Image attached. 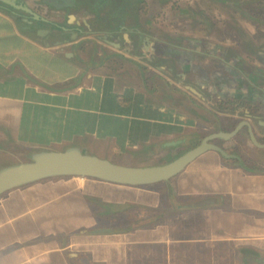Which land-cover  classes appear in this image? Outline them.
Returning <instances> with one entry per match:
<instances>
[{
    "label": "crops",
    "instance_id": "obj_1",
    "mask_svg": "<svg viewBox=\"0 0 264 264\" xmlns=\"http://www.w3.org/2000/svg\"><path fill=\"white\" fill-rule=\"evenodd\" d=\"M89 1L0 0V159L12 157L0 170L27 163L29 149L75 148L128 166L143 144L155 157L170 150L166 166L213 135L235 134L207 140L220 150L155 188L133 187L143 202L118 191L107 202L122 204L116 213L75 215L68 227L67 198L77 194L88 209L81 187L6 192L0 264H129L135 254L143 264L157 255L216 264L220 254L264 264V47L241 52L214 26H129L126 12L114 26L104 17L115 2L99 12L101 0ZM163 47L175 54L162 56ZM137 206L151 214L130 221ZM89 217L118 227L90 235Z\"/></svg>",
    "mask_w": 264,
    "mask_h": 264
},
{
    "label": "rangeland",
    "instance_id": "obj_2",
    "mask_svg": "<svg viewBox=\"0 0 264 264\" xmlns=\"http://www.w3.org/2000/svg\"><path fill=\"white\" fill-rule=\"evenodd\" d=\"M184 2L185 3H181V0H148V2H146V11L144 13L146 14L147 17L149 14L148 12L152 8L151 20L153 26H178V24L181 22H182L181 24L185 23L184 26H188L192 22L191 19H193L191 16H198L199 17L198 21L200 20L199 24L197 23L198 26H214V28L217 29V32L219 33L221 32V34H226L230 37V39H233L236 42H238V46L244 44L247 40L248 42H252V43L256 40L258 41V44L261 43L264 44V0H246L245 3L241 2L240 0H230V2L232 3L234 2L231 8L226 6L225 4H213L211 0H190V1L185 0ZM236 2H241V4L240 3L235 4ZM155 6L158 8L156 9ZM182 9L186 13L191 15L190 18H186L189 20H186L185 18H183L185 20H177L176 17L174 16L175 13L177 14V12H181ZM199 11L200 14L197 15L196 13L197 12L199 13ZM193 12H196L195 13L196 15L194 14L192 15ZM247 26H251L252 30L249 31V28H247ZM252 32L254 37L250 35ZM174 54L175 52H173L172 50H165L164 52L161 53V55L166 58H171ZM153 146H154L153 144L151 145V147L146 146L144 144L141 145L140 150H138L137 157L131 160L127 159L122 163L134 168L145 169L152 167H162V165H165V163H169L173 161L172 158H168L170 157L171 154L170 150H167L166 153L162 150L160 151L159 156L157 157L153 156V154H155L151 151ZM146 147H150V148L146 150ZM43 151L46 150L29 149L28 151H26L27 155H25L24 161L30 162L34 154ZM11 158L10 156L7 155L1 156L0 165L2 162L10 161ZM47 183L49 184L66 183L67 186L70 187L71 185H74L76 187H81L83 193H87L92 196H100L103 200L102 202H106V203L109 201L112 202L113 200H116L118 191H124L126 192V194L136 193L135 200H137L138 202H143L142 201L143 194H145L143 190L141 191L138 189L135 190L133 189V187L109 184L94 179H86L80 177H71V178L53 177V178L41 180L36 184H47ZM151 187L152 186L149 185L144 186V188L146 189H150ZM68 188L69 187H67V189ZM60 192L61 190L59 189H55L54 191H52L53 194ZM8 193H4L0 197V200L5 198L6 196H9ZM123 198L124 201L128 200V195L124 194ZM81 201H82L81 198L77 196V194L67 198L66 219L68 220H66L67 224L63 222L60 223L61 226L64 227L70 226V223L68 221L72 216L74 217L75 215L76 216L85 215L86 213L88 215H90L91 213H93L92 215H95V212H99L101 210L102 202L100 203L89 202L87 209L83 207ZM110 208L114 210V208L116 207L115 205L112 204V207ZM131 209L132 210H130L129 214L127 213L128 215L127 217H129L130 221L131 220L138 221L142 219L143 216H148L151 214L149 208H147L148 211H145L143 208H139V206ZM56 210L58 209L56 208ZM94 217H92L91 220H90L91 217H89V219L87 220L89 224L87 225L88 229L86 230L90 235L96 236L100 234L101 232H99V230H107V231L110 230L111 232L112 228L118 227L116 222L114 221L112 222L109 220L108 221L98 220V222L96 223ZM127 217L122 218V222L119 223V225L123 224L124 222H127L128 219ZM56 225L58 227V223ZM89 226H91V228ZM152 257L153 260H155L153 264H163L162 262H160L159 255ZM216 258H217L216 264H240L236 260L237 259L236 254L235 255L232 254L230 256L220 254V256H216ZM173 259L176 260L178 264H207L208 256L206 257V256H193V255H177V256H173ZM124 262L125 263L128 262L127 257H124ZM133 262L135 264L136 263L143 264L144 257L143 256L138 257L136 254L129 256V264H134Z\"/></svg>",
    "mask_w": 264,
    "mask_h": 264
},
{
    "label": "water",
    "instance_id": "obj_3",
    "mask_svg": "<svg viewBox=\"0 0 264 264\" xmlns=\"http://www.w3.org/2000/svg\"><path fill=\"white\" fill-rule=\"evenodd\" d=\"M233 134H217L229 138ZM256 144L257 141L252 134ZM204 141L182 158L162 167L134 168L99 157L83 154L71 148L65 151H43L35 154L30 162L0 170V197L15 188L53 177H80L122 186H146L167 181L179 174L195 158L208 150H220Z\"/></svg>",
    "mask_w": 264,
    "mask_h": 264
},
{
    "label": "flooded vegetation",
    "instance_id": "obj_4",
    "mask_svg": "<svg viewBox=\"0 0 264 264\" xmlns=\"http://www.w3.org/2000/svg\"><path fill=\"white\" fill-rule=\"evenodd\" d=\"M89 1V0H88ZM185 0H181V3H185ZM190 1V0H188ZM213 2V4H225L228 7H232L234 2H230V0H211ZM241 2L245 3L246 0H240ZM91 2V1H89ZM104 0H101V2L98 5V8L96 9L99 10V12H101V10H105L106 8L102 9L103 7L106 6V2L104 3ZM113 2H115L114 4L111 3L109 4V6H112L113 8V13L112 14H108L107 17H104V20L106 21H111L112 25L114 26H123L126 24V15L127 14H123L124 12L128 13L129 15V19H130V23L129 26H153L152 24V20H151V10L148 12V16L146 17V14L144 13L146 11V2H148V0H113ZM241 2H236L235 4H241ZM192 3V2H190ZM91 4V3H90ZM95 4V2H94ZM156 7V6H155ZM160 7V6H159ZM158 7H156L157 9ZM236 8V7H235ZM107 10V9H106ZM193 12L192 15H199V13L197 12ZM123 14V15H122ZM122 16H124V18H122ZM143 16V18H142ZM174 16L176 17L177 20H185L186 18H190L191 15H189L188 13H186L183 9L181 10V12H177V14L175 13ZM188 16V17H187ZM193 19L191 24V26H198L200 20L198 21V16H191ZM185 18V19H183ZM189 20V19H186ZM182 23V22H181ZM179 23L178 26H184V24ZM198 23V24H197ZM188 24V23H187ZM188 25V26H189ZM236 45H238V42H236L235 40L231 39ZM264 44L261 43L259 44L257 47L252 45V42H248V40L239 46V51L243 52V51H252V50H256V52L260 53L261 50H263ZM245 48V49H243ZM161 50H165V48L163 47V49L161 48ZM168 50V48L166 49Z\"/></svg>",
    "mask_w": 264,
    "mask_h": 264
},
{
    "label": "trees",
    "instance_id": "obj_5",
    "mask_svg": "<svg viewBox=\"0 0 264 264\" xmlns=\"http://www.w3.org/2000/svg\"><path fill=\"white\" fill-rule=\"evenodd\" d=\"M61 178H67V177H61ZM97 181H99V180H97ZM116 185V184H115ZM121 186V185H120ZM126 187H133V186H126ZM137 188H144V186H138ZM83 198H84V200L87 202V203H89V202H94V203H100V202H102L103 200H102V198L100 197V196H92V195H90V194H87V193H84V195H83ZM112 204L113 203H106V202H102L101 203V210H103L101 213H103L104 215H107V214H111L112 212H115L116 213V210L115 211H113L110 207H112ZM113 205H115V207L117 208V207H119V208H121L120 207V205H122L121 203L120 204H116V203H114ZM119 205V206H118ZM100 210V211H101ZM100 214V212H95V215L97 216V215H99ZM139 223V222H138Z\"/></svg>",
    "mask_w": 264,
    "mask_h": 264
},
{
    "label": "bare ground",
    "instance_id": "obj_6",
    "mask_svg": "<svg viewBox=\"0 0 264 264\" xmlns=\"http://www.w3.org/2000/svg\"><path fill=\"white\" fill-rule=\"evenodd\" d=\"M82 180V179H81Z\"/></svg>",
    "mask_w": 264,
    "mask_h": 264
}]
</instances>
